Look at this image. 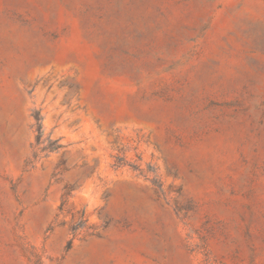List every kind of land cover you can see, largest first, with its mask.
Returning <instances> with one entry per match:
<instances>
[{"label":"rangeland","instance_id":"obj_1","mask_svg":"<svg viewBox=\"0 0 264 264\" xmlns=\"http://www.w3.org/2000/svg\"><path fill=\"white\" fill-rule=\"evenodd\" d=\"M0 264H264V0H0Z\"/></svg>","mask_w":264,"mask_h":264},{"label":"trees","instance_id":"obj_2","mask_svg":"<svg viewBox=\"0 0 264 264\" xmlns=\"http://www.w3.org/2000/svg\"><path fill=\"white\" fill-rule=\"evenodd\" d=\"M34 118H35V120H36V122H37V131L39 132V131H40V125H39V121H40V119H39V114H38V113H35ZM37 138H38V136H37Z\"/></svg>","mask_w":264,"mask_h":264}]
</instances>
